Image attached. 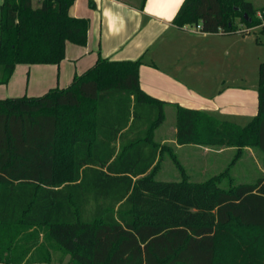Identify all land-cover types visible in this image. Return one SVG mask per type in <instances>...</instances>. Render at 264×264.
<instances>
[{
  "label": "trees",
  "instance_id": "1",
  "mask_svg": "<svg viewBox=\"0 0 264 264\" xmlns=\"http://www.w3.org/2000/svg\"><path fill=\"white\" fill-rule=\"evenodd\" d=\"M74 1L1 0L0 83L17 64H58L67 42L86 44L89 20L70 14ZM172 22L257 28L264 47V5L249 0H183ZM141 62L99 56L65 87L0 98V264L48 244L66 264H264V174L227 188L218 184L226 172L155 177L166 101L140 87ZM256 91L244 125L177 105L175 142L264 155V59Z\"/></svg>",
  "mask_w": 264,
  "mask_h": 264
},
{
  "label": "crops",
  "instance_id": "2",
  "mask_svg": "<svg viewBox=\"0 0 264 264\" xmlns=\"http://www.w3.org/2000/svg\"><path fill=\"white\" fill-rule=\"evenodd\" d=\"M182 1L75 0L69 12L88 18L86 44L67 42L65 56L58 64H17L8 82L0 83V98L40 95L52 87H65L99 56L110 60L141 58L140 87L166 101L164 118L166 108H174L175 115L179 105L228 117L225 119H251L257 112V91L235 90L228 76L229 65H237V59L230 56L237 52L238 42L243 43L257 28L224 33L179 27L172 19ZM159 133L157 141L161 143L186 146L175 142V121L169 133ZM202 147L196 149L210 151Z\"/></svg>",
  "mask_w": 264,
  "mask_h": 264
},
{
  "label": "rangeland",
  "instance_id": "3",
  "mask_svg": "<svg viewBox=\"0 0 264 264\" xmlns=\"http://www.w3.org/2000/svg\"><path fill=\"white\" fill-rule=\"evenodd\" d=\"M249 1L257 8L264 3V0ZM33 4L37 5L38 1L33 0ZM261 38L262 34L259 30L254 29L251 31L248 39H244L243 43L238 42L237 52L232 53L230 56L237 59V65L235 64L236 62L234 65H229L228 76V81L231 85H234L235 90L245 89L247 92L256 90L258 83V66L260 61L264 59V47L259 42ZM174 116V108H166L165 118L160 127L161 129H158L155 135L156 139H159V132L162 130L169 133L175 121ZM217 116L224 119L228 118L219 114ZM249 119L234 118L231 120L236 121V123L240 125H244ZM161 144L165 145V149L155 172V177L157 179H180V167L184 169L186 176L192 181H203L211 176L226 172L227 174L219 180L218 184L227 188L231 184L254 182L264 174V155L260 149L255 147H245L241 154L236 155V148L230 146L216 147L184 144L186 146L179 148L175 143L169 141ZM200 146H203L202 150L204 147H207L210 148V151L208 153H201L196 149ZM173 157L177 158V162L174 161ZM29 233H33V230H23L22 232L23 236H28ZM44 237L45 234L39 232L40 242H42V239L44 240ZM27 246H25V248H27ZM28 248L25 260L20 264H66L69 259V255L63 256L59 250H55V248H52L49 244L46 245L48 251L45 248L38 249L35 245ZM27 260L31 261L28 262Z\"/></svg>",
  "mask_w": 264,
  "mask_h": 264
},
{
  "label": "built area",
  "instance_id": "4",
  "mask_svg": "<svg viewBox=\"0 0 264 264\" xmlns=\"http://www.w3.org/2000/svg\"><path fill=\"white\" fill-rule=\"evenodd\" d=\"M257 15L261 17V12L258 11ZM192 28L194 30H198V31L202 30L200 24H196V25L192 26Z\"/></svg>",
  "mask_w": 264,
  "mask_h": 264
},
{
  "label": "water",
  "instance_id": "5",
  "mask_svg": "<svg viewBox=\"0 0 264 264\" xmlns=\"http://www.w3.org/2000/svg\"><path fill=\"white\" fill-rule=\"evenodd\" d=\"M244 16L246 17V16H247V14L245 13V14H244Z\"/></svg>",
  "mask_w": 264,
  "mask_h": 264
}]
</instances>
